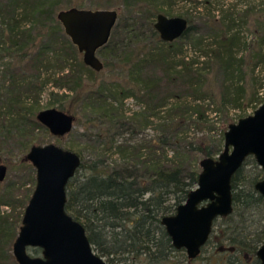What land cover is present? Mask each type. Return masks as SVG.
<instances>
[{"label": "trees", "instance_id": "obj_1", "mask_svg": "<svg viewBox=\"0 0 264 264\" xmlns=\"http://www.w3.org/2000/svg\"><path fill=\"white\" fill-rule=\"evenodd\" d=\"M170 1L118 0L108 42L96 52L102 68L95 72L77 59L75 48L62 35L55 18L57 0H0V58L14 55L20 61L37 46L26 63L34 74L18 81L10 73L3 87L0 130L12 126L28 143L35 130L46 131L33 119L39 108L34 82L41 72L42 86L50 83L64 91L49 93L58 102L57 110L68 114L79 106L89 115L84 125L97 123L96 133L86 135L96 143L94 157L85 155L84 144L74 141L68 146L80 164L66 184L64 209L83 226L95 253L109 263L165 264L173 253L190 264L182 249L171 246L159 219L171 214L194 187L199 160L220 152L222 140L212 145L204 136L214 128L210 114L227 122L230 110L241 111L251 103L256 108L263 100L257 67L264 63V25L256 53L250 55L247 92L246 63L240 54L245 43L237 23L241 17L226 9L215 19V0H200L204 13L195 11L198 0H184L193 3L196 15H180L188 28L178 39L162 42L153 23L156 15L169 14L161 4ZM104 69L124 75L115 83L97 82L95 76ZM126 98L138 106L127 116L122 108ZM22 120L25 124H18ZM148 127L152 138L138 139ZM192 129L201 135L190 137ZM121 134L127 137L116 140ZM24 162L22 157L18 165ZM261 175L247 157L232 176V210L213 220L200 248L206 263L259 264L255 250L264 235V200L253 184ZM30 193H17L11 183L0 190V207L5 208L0 209V264H16L11 244ZM31 249L35 255L40 252Z\"/></svg>", "mask_w": 264, "mask_h": 264}, {"label": "water", "instance_id": "obj_2", "mask_svg": "<svg viewBox=\"0 0 264 264\" xmlns=\"http://www.w3.org/2000/svg\"><path fill=\"white\" fill-rule=\"evenodd\" d=\"M64 36L81 55L84 66L98 72L102 68L96 52L106 45L117 20L112 9L68 8L56 13ZM188 24L181 17L156 15L153 29L162 42H172ZM35 120L54 137L72 129L73 117L54 108L38 111ZM251 157L261 171L253 188L264 200V98L250 115L227 125L222 149L215 158L199 160L193 188L171 214L159 219L173 248H182L188 259L195 258L206 242L215 218L232 210L230 180L244 160ZM34 169V186L23 208L20 225L11 244L16 264H112L95 253L83 226L64 209L66 184L78 169L79 156L52 143L32 145L23 156ZM5 167L0 165V181ZM27 248H38L30 255ZM264 264V235L255 250Z\"/></svg>", "mask_w": 264, "mask_h": 264}, {"label": "rangeland", "instance_id": "obj_3", "mask_svg": "<svg viewBox=\"0 0 264 264\" xmlns=\"http://www.w3.org/2000/svg\"><path fill=\"white\" fill-rule=\"evenodd\" d=\"M118 2V0H57V6L55 9V13L59 10H65L68 8H81V9H115V4ZM193 3H184V0H172L170 2L162 3V8L169 13L168 15H165L166 17H179L180 15H183L186 12H190L191 15H196L194 10L190 8ZM211 6L213 8V12H211L213 15H215V19L219 16L220 12L223 10L228 9L229 11H233L235 13L236 17H241V20H238L237 23H239V35L242 38V41L245 43V50L241 52L244 56V60L246 63V67L244 68L246 77L243 81L244 86L246 87L247 92L250 89L249 86V63L250 55L252 53H256L257 50V43L258 39L261 36L260 28L264 25V0H215L211 3ZM203 5L200 4V0L197 2V9L202 10ZM191 9V10H190ZM245 11L246 14H243ZM204 13V10H202ZM62 35L64 36L63 32ZM65 37V36H64ZM65 39H67L65 37ZM68 40V39H67ZM39 42L36 41L35 44H38ZM37 46L29 51V56L33 54L36 50ZM77 59L81 61V55L76 53ZM29 56L25 57V59L18 61V59L12 55V56H5L0 58V111L2 110L1 106L4 105V90L3 87H6L7 85V79L10 77V73H12L15 78L21 79L22 77H31V75L34 74L33 71L29 70L27 68L26 63L29 59ZM26 65V66H25ZM50 66H53V62L50 61ZM41 69L40 71H42ZM258 74L260 75L261 79L259 80L260 83V89L259 95L264 98V63H262L260 66L257 67ZM40 78L34 82V92H38V111L54 108L56 109L58 106V102L54 101V98H51L49 93L52 91V93L57 92L58 94L64 93L62 90H57L56 88H53L50 83L45 84V86H42V82L44 81L45 75L43 72L40 74ZM124 75V74H123ZM119 73V70H112L108 71L107 69H104L101 71L99 75H96L95 78L97 79V82L104 81L106 84L115 83L116 77H122ZM82 79L84 80V86L89 87L90 84L87 83V80L84 76H82ZM122 85H125V80H121ZM89 84V86H88ZM259 87V85H257ZM212 92H216V85L212 86ZM246 92V93H247ZM66 93V92H65ZM67 102V100L65 101ZM66 106V104H64ZM253 103L247 105H243V110H230L227 114L228 121L224 122L220 119H217L213 117L212 114H210L209 118L210 121L213 123V130L204 133V136L207 138V141L209 140L212 145H215L216 143H219V141L222 140L221 138V132L225 131L226 127L230 123H235L239 118L245 117L247 115H250L255 108H253ZM122 108L125 110V115L127 116L131 112H135L138 110V106L135 104L133 99L126 98L122 101ZM68 114H71L75 120H73L72 123V129L70 132L62 137H54L50 135L47 130H35L32 133V139L29 141L24 140L22 137H20L18 134L15 133V130H13L10 126L8 127L6 131L5 127L0 130V165H3L5 167V174L4 178L0 181V190L6 185V184H13L14 190L18 192H25L27 190L32 191L34 186V169L30 166L28 162H24V166H19L18 161L19 159L25 155V153L28 150V147L26 145H38L42 146L45 144L52 143L62 149L69 150L70 143H73L74 141L79 144H84L86 146V152L85 155L88 157H94V147H96V143L93 141L86 140V135L89 133L92 134L90 136H93L94 133L97 131V123L96 126H89L87 124L84 125L85 120L89 116L88 113L84 112L79 106H73ZM36 115V114H35ZM34 115V120H35ZM23 117V116H22ZM37 122V121H36ZM18 124L24 125L25 121H18ZM19 125V126H20ZM95 125V124H94ZM89 127V128H88ZM107 128V126H105ZM104 128V129H105ZM154 133L149 127L143 131V134H138L137 138L139 139L141 136H145V138H150L153 136ZM188 135L191 136H200L201 134L199 132L193 133V129L188 132ZM127 137V134H121L120 136H115L116 140H122L123 138ZM88 138V137H87ZM152 138V137H151ZM92 140V138H89ZM74 142V143H75ZM76 144V143H75ZM220 151L222 149V141L220 143L219 147ZM74 150V149H72ZM218 154L212 155L211 158H215ZM0 209H5L3 206L0 207ZM27 252L30 255H35L31 248L26 249ZM38 255V254H37ZM117 256H120L116 254ZM203 254L201 253L198 257L193 259L190 264H208L202 259ZM205 256V255H204ZM102 259H106L105 256L102 257ZM181 256L179 254H170L168 257V260L165 264H185L183 262H180ZM113 263L118 264L116 261H113ZM138 264H145V261L142 260Z\"/></svg>", "mask_w": 264, "mask_h": 264}, {"label": "flooded vegetation", "instance_id": "obj_4", "mask_svg": "<svg viewBox=\"0 0 264 264\" xmlns=\"http://www.w3.org/2000/svg\"><path fill=\"white\" fill-rule=\"evenodd\" d=\"M175 249H176V248H175ZM179 249H182V248H179ZM182 250H183V249H182ZM183 252H184V250H183ZM199 252H200V251H199ZM39 253H40V252H39ZM184 254H185V252H184ZM38 255H39V254H38ZM198 255H199V254H198ZM198 255H197V256H198ZM185 256H186V255H185ZM197 256H196V257H197ZM196 257H195V258H196ZM186 258H187V257H186ZM195 258H192V259H188V258H187V259H188V260H193V259H195ZM112 264H114V263H112Z\"/></svg>", "mask_w": 264, "mask_h": 264}]
</instances>
